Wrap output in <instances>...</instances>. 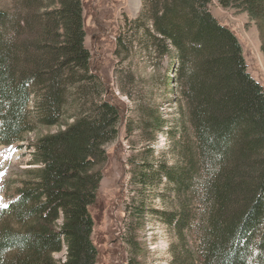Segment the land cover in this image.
Returning <instances> with one entry per match:
<instances>
[{
  "label": "trees",
  "instance_id": "trees-1",
  "mask_svg": "<svg viewBox=\"0 0 264 264\" xmlns=\"http://www.w3.org/2000/svg\"><path fill=\"white\" fill-rule=\"evenodd\" d=\"M211 1L141 0L136 17L125 20L113 55L165 61L162 100L175 104L163 113L141 93L127 119L91 69L81 0L0 7V145L64 123L72 110L63 130L31 145L35 168L0 207V264H96L89 209L105 148L122 129L125 139L145 144L127 159L132 215L143 228L146 190L160 202L152 212L169 235L168 264H264V91ZM216 2L255 23L264 52V0Z\"/></svg>",
  "mask_w": 264,
  "mask_h": 264
},
{
  "label": "rangeland",
  "instance_id": "rangeland-1",
  "mask_svg": "<svg viewBox=\"0 0 264 264\" xmlns=\"http://www.w3.org/2000/svg\"><path fill=\"white\" fill-rule=\"evenodd\" d=\"M125 1L81 0L84 45L90 52L91 69L101 78L109 99L121 108L124 118L133 117L135 101L142 95L159 104L163 113H174L173 101L162 100L163 91L168 89L170 78L165 61H155L147 54L129 55L126 60L119 61L113 55L117 35L123 29L125 20L132 18L123 9ZM8 2L9 0H0V7ZM140 7L139 2L134 17ZM209 9L217 21L237 38L247 72L264 91V52L255 23L246 14L221 8L216 0L211 1ZM130 75L134 79L132 83H128ZM125 91L131 93V100L123 94ZM71 112L67 108L64 123L53 127L35 126L23 136V142L0 145V207H6L14 197L16 189L27 177L26 171L35 168L31 165V145L46 134L63 130L65 124L71 123ZM164 137V134L158 136L160 143L157 148L161 147ZM135 141L134 137L125 139L122 129L119 138L105 148L107 162L102 169L96 202L89 209L94 222L92 242L98 252L96 264H130L131 261L133 264H168L170 259L167 229L152 212L160 209V202L149 190H146L148 210L143 217V228L137 226L136 218L132 215L137 201L136 194L132 191L131 168L127 159L136 155V150H133L134 145H137ZM144 146L145 144H139L135 149ZM154 154L156 159L160 158L158 153ZM135 241L136 248L133 249ZM139 245L143 248L141 254L137 253Z\"/></svg>",
  "mask_w": 264,
  "mask_h": 264
},
{
  "label": "crops",
  "instance_id": "crops-1",
  "mask_svg": "<svg viewBox=\"0 0 264 264\" xmlns=\"http://www.w3.org/2000/svg\"><path fill=\"white\" fill-rule=\"evenodd\" d=\"M139 2H140V5H141V0H131V2H130V0H126L125 1L123 9L127 11V16L132 17L131 19L136 17V16L134 17V15L138 11V3ZM140 9H141V7H140Z\"/></svg>",
  "mask_w": 264,
  "mask_h": 264
}]
</instances>
